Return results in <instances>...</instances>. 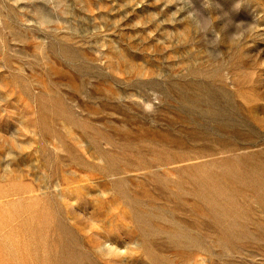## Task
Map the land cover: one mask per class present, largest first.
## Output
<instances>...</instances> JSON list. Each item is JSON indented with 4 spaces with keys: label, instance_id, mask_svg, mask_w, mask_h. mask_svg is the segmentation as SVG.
Segmentation results:
<instances>
[{
    "label": "rangeland",
    "instance_id": "obj_1",
    "mask_svg": "<svg viewBox=\"0 0 264 264\" xmlns=\"http://www.w3.org/2000/svg\"><path fill=\"white\" fill-rule=\"evenodd\" d=\"M209 2L0 0V264H264V0Z\"/></svg>",
    "mask_w": 264,
    "mask_h": 264
},
{
    "label": "clouds",
    "instance_id": "obj_2",
    "mask_svg": "<svg viewBox=\"0 0 264 264\" xmlns=\"http://www.w3.org/2000/svg\"><path fill=\"white\" fill-rule=\"evenodd\" d=\"M161 2H165L166 7L173 8V11L169 13L168 22L175 25L179 20L181 22H189L192 25V29L200 36L203 37L205 41H207L208 46L210 48H215L220 44V40L222 38L220 30L217 31L214 27L219 19H212L211 15L205 16L202 12L197 10L192 4V0H161ZM205 8L210 7L209 0H204ZM180 13L183 15L181 16ZM156 16V14H152ZM158 19L159 17L156 16ZM233 24V21H232ZM235 31L230 34L231 41H242L244 37L248 34V32L252 28V23H246L244 21L236 22L233 24ZM224 25L221 27L223 28ZM213 33V39L208 40V33ZM183 35V32H181ZM219 55L220 53H216ZM158 103V101H157ZM143 111L146 115H154L156 112L155 104L152 102H147L143 105ZM154 123V121H153ZM7 136L9 138V150L4 153L2 159H0V164H3V168L0 169V173H10L12 172V164L9 161L14 162L19 157L17 153L20 152V148L22 145L18 143V139L16 137V132L11 135L0 134V143H3V137ZM22 154V153H21ZM113 179V178H110ZM100 195L107 198L109 193H105L101 190ZM82 215V214H81ZM84 216V215H82ZM86 222L88 223V234L100 233L102 232V227L98 221L92 219L89 216L85 217ZM97 240L99 241L98 245L95 248L96 255L108 264H111L112 261H118L122 258H125L129 255L132 249L137 247V243L135 241H131L126 243L123 248L118 245L112 243L109 240L102 239L100 235H97Z\"/></svg>",
    "mask_w": 264,
    "mask_h": 264
}]
</instances>
